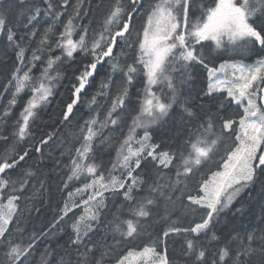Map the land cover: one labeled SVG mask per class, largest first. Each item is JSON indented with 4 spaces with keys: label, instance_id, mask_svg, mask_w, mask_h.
Wrapping results in <instances>:
<instances>
[{
    "label": "trees",
    "instance_id": "trees-1",
    "mask_svg": "<svg viewBox=\"0 0 264 264\" xmlns=\"http://www.w3.org/2000/svg\"><path fill=\"white\" fill-rule=\"evenodd\" d=\"M126 9L129 0H120ZM159 0H144V9L133 22L131 35L126 40H121L114 46V58H105L108 62L98 65L96 73L90 78V82L79 94L80 98L73 106L69 119H64L67 105L72 102L73 84L78 85L75 77L84 70L85 64L92 59L91 54H85L81 50L74 53V59H68L62 55V50L56 46L59 33L64 31L68 20L73 21L72 38L79 40L80 35H85V41L91 48L93 40L99 39L105 27V20L110 10L115 7L117 0H48L52 5L51 13L48 12V4L44 0H25L22 10L19 0H0V14L6 19L5 31L0 33V159L15 157L28 151L24 161H20L17 167L9 169L4 178L12 181L16 186L13 193L10 184L0 190V203H6L11 194L20 198L15 201L17 210L7 225L6 237L21 247L32 244L25 264H76L79 252H84L85 245L95 248L96 258L103 253L102 264H118L120 259L127 256L129 251L140 252L145 247H152L160 255H166L169 264H203L196 261L195 255L189 253L187 241L192 240L196 252L205 251L207 264H235L236 253L250 242L249 235H253L251 246L257 251L250 256L241 259L251 264H260L264 259L261 256L262 239H264V176L258 177L255 184L244 189L232 202L228 209L220 213L213 220L209 230L199 234L191 232H170L167 237L164 232L172 226L191 228L201 221L206 209L196 205H190L188 195H197L199 185L209 178L215 171H221L222 159H226L227 151L234 145L235 136L225 133V139L218 144L211 160L199 166L194 174L180 176V184L177 169L182 165L181 154L187 155L184 150L192 133L201 123L211 118L219 133L222 126V117H229L236 121L234 127L239 129V119L244 115L240 106L229 103L226 93H216L218 97L211 100L206 95L209 78L208 68H219L221 63H240L246 65L255 64L258 59L264 58V52H260L258 46L251 44L246 47L234 46L228 42L226 36L222 37V46L217 48L214 41H202L195 47L199 54L205 58V63L196 64L189 68L184 76L183 84L180 83V73H173L178 84V98L169 109V115L152 124L149 145H158L156 152H169L173 156L168 167L158 164L151 157L141 161V167L133 173L138 176V186L133 189V199L124 200L123 195L116 196L110 191L104 192L105 205L101 209L98 220H85L81 224H90L87 235L83 236V243L73 245L75 233L72 224L85 215L83 204L92 194V189L77 192L85 183L91 181V177L85 172L79 178L69 180L72 169V160L77 156V149L82 148L87 142L84 136L87 134L85 122L95 119L93 125L97 135L92 140L93 150L88 153L89 159L94 162L98 173L107 179L111 175L126 178V170L119 166L113 168L117 159V151L124 138L128 135V127L104 124L108 112L112 108L113 101L122 94L123 87L127 86L124 72L127 65H135L139 72L129 88L126 102H129L139 113L141 105L147 98L145 93L146 77L143 66L137 62L139 53L138 40L142 38V32L147 22V13ZM216 0H189L190 10L188 15V29L193 24L202 21L209 7H215ZM236 4L243 0H235ZM252 7H259L257 0H249ZM39 7L41 15L27 28L23 22L27 21V15H21L22 11ZM181 20L179 31H186L183 25L182 2L176 9ZM56 13H61L56 19ZM257 27L264 26V18L258 12L252 18ZM23 21V22H22ZM51 27V31H48ZM112 25V31L116 29ZM7 28H12L15 33L16 43L9 45L7 40ZM47 34L48 44L42 45L41 41ZM105 36L108 33H104ZM24 50L23 60L18 59L17 53ZM39 55L40 60L33 61V54ZM50 56H61L63 63L57 61L51 74L56 77L52 80V95L46 104L36 110L37 115L29 120L28 134L24 140H19L14 133L18 124L23 123L21 113L31 96V87L17 94L16 103L10 105L15 92L13 73L19 69L18 75L29 72L33 81H37ZM118 63L119 68L113 71L111 65ZM122 69V70H121ZM190 77V79H189ZM259 83V81L257 82ZM106 85V87H105ZM157 96H161L164 102H170L172 95L167 87V82L157 84L152 89ZM95 97L96 103H92ZM258 107L264 109V92H257L253 96ZM247 104V100H245ZM189 108L194 115L188 117L184 108ZM7 110V115H5ZM117 113L121 109L117 107ZM116 116V113H113ZM131 124V118L128 119ZM144 129H137L139 140L143 136ZM51 136V139H49ZM6 137V139H4ZM41 140H47L42 144ZM139 144H133L138 148ZM36 148L41 151L37 152ZM150 150V149H149ZM264 151V147L258 150V155ZM131 183V180L127 181ZM21 184L23 187L21 188ZM156 185L161 186L157 191H152ZM175 186V187H173ZM69 193H72L71 197ZM163 193V194H161ZM170 197V198H169ZM147 199L153 203L148 205ZM73 207L67 216H63L62 209L65 203ZM144 202L149 211V216L138 217L135 215L137 206ZM192 209H196L192 212ZM63 216V219L61 217ZM133 220L137 232L133 237L121 236L117 231H127L126 220ZM213 233L217 239H212ZM209 236V237H208ZM211 240H209L208 238ZM7 239L0 243V261L5 260ZM220 248L229 251L224 261L219 259ZM126 264H159L158 256H152L147 260L139 257H129Z\"/></svg>",
    "mask_w": 264,
    "mask_h": 264
},
{
    "label": "snow or ice",
    "instance_id": "snow-or-ice-1",
    "mask_svg": "<svg viewBox=\"0 0 264 264\" xmlns=\"http://www.w3.org/2000/svg\"><path fill=\"white\" fill-rule=\"evenodd\" d=\"M48 4V12L51 13L52 5L48 0H44ZM183 7V25L186 31H179L181 28V20L177 6ZM259 7H252L249 0H243V3L236 4L233 0H216L215 7H209L206 15L202 21L193 24L188 29V15L190 10L189 0H159L153 5L147 13V22L142 32V38L138 40L139 53L137 62L143 66L144 76L146 77V99L141 105L139 113L126 98L129 95V88L132 86L139 69L133 65H127V70L124 72L127 86L123 87V92L112 103V108L108 112L104 124L108 123L119 127L126 125L128 127V135L117 151V159L113 168L119 166L126 170V178L111 175L106 180L103 174L98 173L97 166L94 162L85 163L89 159L88 153L93 150L92 140L97 135L93 125L97 124L95 119H90L85 122L87 134L84 140L87 142L82 148L77 149V156L72 160V169L69 180L79 178L85 172L92 178L90 182L85 183L83 188H78L76 191L84 192L92 189V194L88 199L83 200V204L89 205L90 201L95 203L85 208V215L80 216L75 223L72 224L75 238L71 241L73 245H81L83 243V236L87 235L90 230V224H81L85 220H98L101 209L106 207L104 192L110 191L116 196L123 195L124 200L133 199V189L138 186L139 178L133 173L137 168L141 167V161L147 157H151L153 161H158L159 165L168 167L172 162L173 156L169 152L157 153L158 145L151 144V139L148 128L157 121L169 115V109L178 98V84L177 77L173 73H180V83L183 84L184 76L187 74L189 68L196 64L205 63V58L199 54L195 45L201 44L202 41H214L216 47L222 46V37L226 36L228 42L234 46L246 47L251 44L254 48L258 46L260 52H264V26L257 27L255 20L252 18L259 12L260 16L264 18V0H257ZM67 5V0H64ZM2 6V5H0ZM22 10L25 7V0H19V5ZM144 9V0H129L128 6L125 9L120 0L114 8H112L105 20V27L100 34L99 39L93 40L91 48L85 41V35H80L79 40L72 38L73 21L68 20L64 26V31L59 33L56 40V46L62 50V55L68 59H74V53L77 50L83 51L85 54H91L92 59L84 66V70L76 75L77 84H73V96L75 99L67 105V111L63 114L64 119L68 120L69 115L73 111V106L80 98V93L85 89L90 82V78L96 73L98 65L102 62H108L105 58H114V46L120 43L121 40H126L132 32L133 22L140 12ZM21 15H27V21L23 22L24 27L36 21L41 15L39 7L28 9L27 12L22 11ZM61 13H56V19H59ZM116 25L113 32L111 26ZM6 19L4 15L0 14V33L5 31ZM49 27L48 31H51ZM108 33L107 36L104 33ZM7 40L9 45L16 43L15 33L12 28H7ZM42 45L48 44L47 34L41 41ZM24 50L21 48L17 53L18 59L23 60ZM39 55L33 54L32 60H40ZM57 61L63 63L61 56H50L47 59L46 66L37 81H33L29 72L18 75L19 69L13 73L12 79L15 81V92L13 93L10 105L16 103L17 94L23 92L26 88L31 87V96L28 98L26 105L23 108L21 116L23 123L18 124L17 131L14 135L19 140H24L28 134L29 120L37 115L36 110L42 105L46 104L49 97L52 95V80L56 79L51 74ZM113 71L120 66L118 63L111 65ZM231 70V78L227 70ZM122 70V69H121ZM209 84L206 95L211 100L218 97L216 93H226L229 103L242 105L244 100H247V105L243 107L244 115L239 119V129L234 125L235 120L227 116L222 117V126L219 133L216 131L215 122L210 118L206 124L201 123L199 128L191 134L187 147L184 149L187 155L181 154L182 165L177 169L176 184H180V176L188 177L194 174V171L199 168L204 162L211 160L216 152L218 144L225 139V133L235 136L234 145L227 151L226 159H222L221 171H215L211 176L199 185V192L197 195H188L187 199L190 205H196L201 209H206L200 222L195 223L191 228H180L176 226L170 227L164 232L167 237L170 232H191L199 234L202 231L209 230L213 220L219 217L225 209H228L233 200L250 185L255 184L258 177L264 176V151L258 155V150L264 147V109L257 106L253 100V96L257 92H264V58L258 59L255 64H229L227 62L221 63L219 68H208ZM222 73L223 75H216ZM190 79V77H189ZM259 81V83H257ZM167 82V87L171 91L170 102H164L161 96L152 90L153 86ZM106 87V85H105ZM92 103H96L93 97ZM117 107L121 112L117 113ZM184 112L188 117H192L194 113L187 107ZM116 113V116H113ZM7 115V110H5ZM131 118V124H128V119ZM144 129L143 136L139 140L136 139L138 133L137 129ZM6 139V137L4 138ZM51 139V136H49ZM47 140H41L42 144H46ZM133 144H139L138 148L133 147ZM150 149V150H149ZM40 152V148H36ZM28 156V151L18 154V159L15 157H4L0 159V190L5 189L10 184L12 185L13 193L16 191L15 184L5 179L4 176L9 169H14L18 166L20 161H24ZM131 180V183L127 181ZM23 185L21 184V188ZM161 186L156 185L152 191H157ZM175 187V186H173ZM163 194V193H161ZM72 193H69L71 197ZM20 197L11 194L7 198L6 203H0V243L7 239V248L5 251V260L0 261V264H25V259L29 255V249L32 244L26 247H21L14 243L10 238L6 237L8 233L7 225L11 221L14 213L17 210V201ZM170 198V197H169ZM148 205L152 204V199H147ZM189 209L195 212L196 209ZM78 205L74 202L70 205L65 203L62 209L63 216H67L73 207ZM138 217L149 216V211L146 204L141 202L135 211ZM63 216L61 219H63ZM127 224V231H122L117 227V231L121 236L133 237L137 232L136 224L129 219L124 221ZM212 239H217L213 233ZM254 236L249 235V244L243 247L236 253L235 264H246L241 259L243 256H250L254 254L257 249L251 246ZM84 252H79L77 247L78 259L76 264H102L103 253L100 258L95 256V248L85 245ZM187 248L189 253L195 255L196 261H203L207 264L205 251L200 250L196 252L195 245L192 240L187 241ZM261 256H264V239H262V247L259 250ZM158 256L159 264H169L166 255H160L155 252L152 247H145L142 251L133 253L129 251L127 256L120 259L118 264H126L129 257H139L142 260H147L152 256ZM219 259L224 261L225 257L229 255V251L225 248H220ZM215 264V262H214ZM247 264H251L249 260ZM264 264V259L260 261Z\"/></svg>",
    "mask_w": 264,
    "mask_h": 264
},
{
    "label": "rangeland",
    "instance_id": "rangeland-1",
    "mask_svg": "<svg viewBox=\"0 0 264 264\" xmlns=\"http://www.w3.org/2000/svg\"><path fill=\"white\" fill-rule=\"evenodd\" d=\"M233 3H235V0H233ZM178 7V6H177ZM229 64H238V63H229ZM240 64V63H239ZM243 64V63H242ZM243 65H246V64H243ZM228 71V74H229V78H231V70H227ZM208 74V78H209V73L207 72ZM216 75H220L222 76L223 74L222 73H216ZM237 105V104H236ZM247 104L245 103V100L243 101L242 105H238L241 107V109L243 110V107L246 106ZM209 237V236H208ZM207 237V238H208ZM209 240H211L210 238H208Z\"/></svg>",
    "mask_w": 264,
    "mask_h": 264
}]
</instances>
